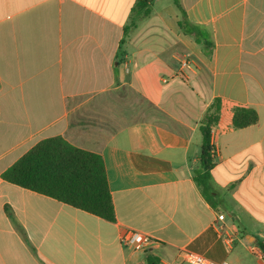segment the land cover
Masks as SVG:
<instances>
[{"label":"crops","instance_id":"0c3cea01","mask_svg":"<svg viewBox=\"0 0 264 264\" xmlns=\"http://www.w3.org/2000/svg\"><path fill=\"white\" fill-rule=\"evenodd\" d=\"M139 1L0 0V264L230 262L237 250L262 264L248 247L264 249V0H178L208 49L174 0ZM215 99L209 201L195 173ZM237 106L258 122L235 128ZM51 137L101 155L115 222L2 178ZM126 229L156 243L135 251Z\"/></svg>","mask_w":264,"mask_h":264},{"label":"trees","instance_id":"16d2710c","mask_svg":"<svg viewBox=\"0 0 264 264\" xmlns=\"http://www.w3.org/2000/svg\"><path fill=\"white\" fill-rule=\"evenodd\" d=\"M182 18L179 26L187 34L194 35L199 43L211 48L209 36L200 27L191 24L180 6ZM151 0L137 3L138 9L148 8ZM147 9L145 16L149 14ZM128 30H125V37ZM124 39L121 41V44ZM222 101L215 99L201 120L202 145L200 170L195 180L205 197L211 201L215 193L209 184L210 171L215 166V150L211 143L212 128L220 119ZM259 120L252 108H234L233 126L237 129L255 125ZM2 178L24 189L55 199L61 203L81 209L109 222L116 221L115 207L109 187L106 168L101 155L71 145L62 137H51L38 142Z\"/></svg>","mask_w":264,"mask_h":264},{"label":"built area","instance_id":"2783aa9c","mask_svg":"<svg viewBox=\"0 0 264 264\" xmlns=\"http://www.w3.org/2000/svg\"><path fill=\"white\" fill-rule=\"evenodd\" d=\"M185 65H187V62ZM224 218V215H220L218 217L219 221H223ZM120 241L125 246L130 247L135 251L142 252L147 251L153 244L156 243L153 237L131 229H126L122 232ZM227 241L231 243V239L228 238ZM248 248L249 251L254 254L262 262V264H264V249L257 244H250ZM181 254L184 262L187 264H231L229 261L214 262L203 255L190 251H183Z\"/></svg>","mask_w":264,"mask_h":264},{"label":"rangeland","instance_id":"374dc122","mask_svg":"<svg viewBox=\"0 0 264 264\" xmlns=\"http://www.w3.org/2000/svg\"><path fill=\"white\" fill-rule=\"evenodd\" d=\"M243 253H242V252ZM237 255L236 253H232V255L230 256V262L231 263H235L237 260L238 264H257L252 258L251 256H249V253L245 252L244 250H237ZM239 253V255H238ZM238 257V258H237ZM237 259V260H236ZM234 261V262H233ZM236 262V263H237Z\"/></svg>","mask_w":264,"mask_h":264}]
</instances>
